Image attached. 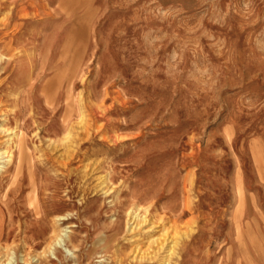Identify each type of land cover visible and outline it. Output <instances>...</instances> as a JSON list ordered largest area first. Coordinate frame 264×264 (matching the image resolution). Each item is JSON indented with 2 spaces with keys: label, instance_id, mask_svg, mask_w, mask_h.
<instances>
[{
  "label": "rangeland",
  "instance_id": "1",
  "mask_svg": "<svg viewBox=\"0 0 264 264\" xmlns=\"http://www.w3.org/2000/svg\"><path fill=\"white\" fill-rule=\"evenodd\" d=\"M0 156V264H264V0H0Z\"/></svg>",
  "mask_w": 264,
  "mask_h": 264
},
{
  "label": "bare ground",
  "instance_id": "2",
  "mask_svg": "<svg viewBox=\"0 0 264 264\" xmlns=\"http://www.w3.org/2000/svg\"><path fill=\"white\" fill-rule=\"evenodd\" d=\"M75 108V107H74ZM75 114V113H74ZM72 115V114H71ZM70 115V117H71ZM76 115V114H75ZM68 121V120H67ZM63 124V123H62ZM18 143V142H17ZM18 146V144H17ZM1 157V156H0ZM4 159V158H3ZM1 163V162H0ZM2 166V165H1ZM15 178V177H14ZM129 220L127 222H129L130 220L131 223L129 224L128 226V231L131 232L133 231L135 228H137L139 225H140V222L142 221L141 219H138L139 218V214L137 213H132L130 212L129 213ZM144 215V214H143ZM61 219H65V217H58V220H61ZM140 220V221H139ZM151 222V221H150ZM149 222V223H150ZM151 224V223H150ZM1 226V225H0ZM147 227V226H146ZM163 228V227H162ZM162 228L160 230H162ZM158 234V233H157ZM64 233H63V230L60 231L59 233L57 232H54L52 236H50V244L52 245H58V244H61L62 240H63V237H64ZM152 235V234H151ZM160 235V233L158 234ZM169 238V237H168ZM168 238H154L152 236L151 238V241L150 243L152 245V248L150 251H147L145 254L142 253V255H140L138 258L139 259H143V260H146V261H149V262H164L166 264L169 263V259H170V256L172 255L173 251H172V247L174 246L173 244L172 245H169L170 242L172 241H169L168 242ZM67 239L70 241V237L67 236ZM150 239H148L149 241ZM171 240V239H170ZM170 247H169V246ZM49 247V246H48ZM52 252V251H51ZM144 254V255H143ZM14 261H13V255L11 254L6 260H4L1 264H13ZM24 263H28V261H25L24 260Z\"/></svg>",
  "mask_w": 264,
  "mask_h": 264
}]
</instances>
